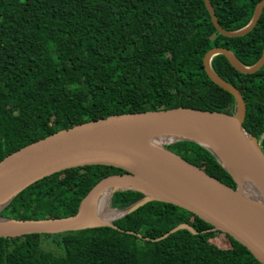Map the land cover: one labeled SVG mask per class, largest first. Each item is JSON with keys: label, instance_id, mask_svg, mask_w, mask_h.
Segmentation results:
<instances>
[{"label": "trees", "instance_id": "trees-1", "mask_svg": "<svg viewBox=\"0 0 264 264\" xmlns=\"http://www.w3.org/2000/svg\"><path fill=\"white\" fill-rule=\"evenodd\" d=\"M258 1L209 0L228 31L245 26ZM263 42L264 6L247 33L226 37L213 27L202 0H0V159L57 130L111 114L177 106L232 114V96L208 79L202 57L219 46L251 66ZM209 64L240 91L242 127L264 152V63L241 73L217 54ZM166 147L234 188L197 143ZM119 172L86 165L53 173L17 193L0 216L71 215L99 179ZM141 196L116 191L109 206L120 209ZM178 223L196 233L180 229L151 240ZM112 224L116 229L0 238V264H260L232 237L169 203L147 202Z\"/></svg>", "mask_w": 264, "mask_h": 264}, {"label": "water", "instance_id": "water-1", "mask_svg": "<svg viewBox=\"0 0 264 264\" xmlns=\"http://www.w3.org/2000/svg\"><path fill=\"white\" fill-rule=\"evenodd\" d=\"M215 30L226 37L247 33L256 23L264 0L254 6L245 26L222 29L209 0H202ZM221 54L241 73H252L264 63V42L258 60L242 65L230 50L211 47L202 57L208 79L229 93L234 111L201 110L183 106L111 114L57 130L28 143L0 159V211L21 190L53 173L86 165L121 169L99 179L79 200L73 214L56 218L13 219L0 216V238L28 234H57L94 227H112L113 220L150 201L169 203L196 215L210 230L225 233L264 264V152L257 139L242 127L245 103L240 91L210 67V58ZM264 104V100H260ZM192 141L205 148L232 178L231 188L169 150L166 145ZM245 184L257 194L240 190ZM138 191L141 198L120 209L107 222H99L93 201L107 191V204L116 191ZM262 199V201H259ZM185 229L178 223L155 241Z\"/></svg>", "mask_w": 264, "mask_h": 264}, {"label": "bare ground", "instance_id": "bare-ground-1", "mask_svg": "<svg viewBox=\"0 0 264 264\" xmlns=\"http://www.w3.org/2000/svg\"><path fill=\"white\" fill-rule=\"evenodd\" d=\"M240 190L253 197V198H257V194L254 190H252L251 187L245 185V184H239ZM107 191H103L101 192L93 201V204L95 205L96 210L100 213L98 220L99 222H107L110 219H112L113 217L118 215L117 211L114 210H108L107 207ZM259 201H262V199H259ZM109 205V204H108Z\"/></svg>", "mask_w": 264, "mask_h": 264}, {"label": "rangeland", "instance_id": "rangeland-1", "mask_svg": "<svg viewBox=\"0 0 264 264\" xmlns=\"http://www.w3.org/2000/svg\"><path fill=\"white\" fill-rule=\"evenodd\" d=\"M107 207L109 208V205L107 204ZM1 217H3V216H1ZM220 236V235H219Z\"/></svg>", "mask_w": 264, "mask_h": 264}]
</instances>
